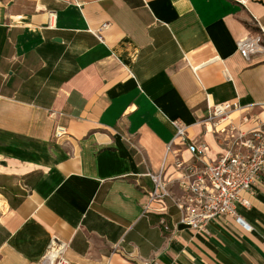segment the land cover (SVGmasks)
<instances>
[{"label":"crops","instance_id":"crops-1","mask_svg":"<svg viewBox=\"0 0 264 264\" xmlns=\"http://www.w3.org/2000/svg\"><path fill=\"white\" fill-rule=\"evenodd\" d=\"M256 22L264 0H0V264H42L56 238L69 264H264V177L243 193L252 232L228 216L189 229L170 199L146 209L172 122L212 160L211 106L264 122V52L237 46Z\"/></svg>","mask_w":264,"mask_h":264},{"label":"built area","instance_id":"built-area-1","mask_svg":"<svg viewBox=\"0 0 264 264\" xmlns=\"http://www.w3.org/2000/svg\"><path fill=\"white\" fill-rule=\"evenodd\" d=\"M233 1L245 6L249 0ZM256 25L259 31L255 35L237 43L238 51L246 61L264 52V29L259 22ZM234 111L250 110H244L238 103L217 104L209 108L203 121L206 132L210 125V132L220 149L215 160L209 158L210 149L205 142L191 139L183 123L172 122L176 136L167 147L160 171L150 174L155 188L146 209L153 203L166 206V200L170 199L180 213V224L189 229L205 232L211 223L228 216L247 232L253 231V226L243 218L241 208L251 206L243 193L253 194L255 186L264 177V122L257 123L251 130H243L231 119ZM65 135V128H56L57 139ZM178 146L184 147L191 158L185 159ZM169 168H173L174 178L167 177ZM162 223L164 232H169L168 224ZM67 246L54 239L42 264H69L65 258Z\"/></svg>","mask_w":264,"mask_h":264},{"label":"rangeland","instance_id":"rangeland-1","mask_svg":"<svg viewBox=\"0 0 264 264\" xmlns=\"http://www.w3.org/2000/svg\"><path fill=\"white\" fill-rule=\"evenodd\" d=\"M235 113H237V114L240 115L241 120H242L243 122L254 121L256 125H257V123L260 124L261 122H263V121H260V120H259L258 118H256L255 116H253V114H252L253 112H251V111H249V112H246V111H245V112H242V111H234V112L231 113V119H232L233 114H235ZM245 118H247L248 121H246Z\"/></svg>","mask_w":264,"mask_h":264},{"label":"water","instance_id":"water-1","mask_svg":"<svg viewBox=\"0 0 264 264\" xmlns=\"http://www.w3.org/2000/svg\"><path fill=\"white\" fill-rule=\"evenodd\" d=\"M54 41L55 42H62V40L60 38H55Z\"/></svg>","mask_w":264,"mask_h":264}]
</instances>
